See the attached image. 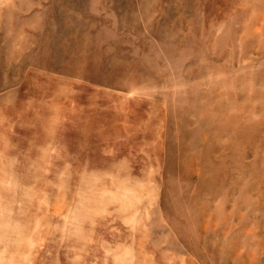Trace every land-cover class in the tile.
<instances>
[{"label": "rangeland", "instance_id": "374dc122", "mask_svg": "<svg viewBox=\"0 0 264 264\" xmlns=\"http://www.w3.org/2000/svg\"><path fill=\"white\" fill-rule=\"evenodd\" d=\"M0 264H264V0H0Z\"/></svg>", "mask_w": 264, "mask_h": 264}]
</instances>
